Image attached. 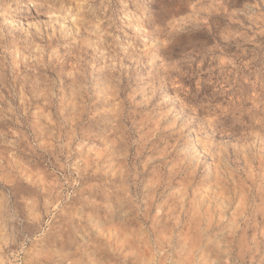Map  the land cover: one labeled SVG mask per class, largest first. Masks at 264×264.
<instances>
[{
    "label": "rangeland",
    "instance_id": "rangeland-1",
    "mask_svg": "<svg viewBox=\"0 0 264 264\" xmlns=\"http://www.w3.org/2000/svg\"><path fill=\"white\" fill-rule=\"evenodd\" d=\"M0 264H264V0H0Z\"/></svg>",
    "mask_w": 264,
    "mask_h": 264
}]
</instances>
